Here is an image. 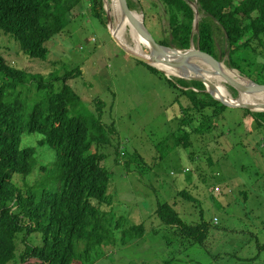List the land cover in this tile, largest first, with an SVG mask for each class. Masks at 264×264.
I'll list each match as a JSON object with an SVG mask.
<instances>
[{"label":"rangeland","instance_id":"1","mask_svg":"<svg viewBox=\"0 0 264 264\" xmlns=\"http://www.w3.org/2000/svg\"><path fill=\"white\" fill-rule=\"evenodd\" d=\"M130 1L139 19L144 17L142 6L150 5L155 12L162 13V7H156L161 5L158 0H144V4ZM103 3L107 26L92 16L85 1L73 12L65 32L47 44V61L31 59L19 43L0 33V55L9 65L56 79L55 92L60 91L67 73L80 69L81 75L68 84L85 104L84 118L93 122L100 107L103 123L114 125L118 132L112 138L113 144L102 150L106 155L102 165L111 175L108 194L112 197L111 207L104 209L118 240L115 247L101 249L91 264H264L263 129L242 109H229L220 114L212 133H193L188 150L179 148L163 156L158 148L168 140L172 145L174 136H183L180 129L195 128L199 115L192 111L188 115V119H193L192 125L182 124L186 116L176 101L175 91L164 78L139 64L115 42L111 31L112 0ZM192 7L196 14L194 35L198 36L199 22L205 15L199 11L198 0ZM162 22L168 27V21ZM125 41L131 47L128 34ZM217 42L226 53L223 66L234 70L229 66L226 37L218 33ZM193 46L199 49L196 40ZM145 49L148 55L149 50ZM239 74L240 79L249 80ZM166 76L174 81H192ZM225 87L233 99H239L236 89L227 83ZM39 95L44 97L35 88L24 96L23 108L33 105ZM182 104L187 107L189 101L182 98ZM42 138L25 135L23 143L36 146ZM116 146H120L125 158H117ZM40 154L41 165L55 162L54 152L47 147L40 149ZM130 159L134 163H129ZM41 175L38 168L29 178L17 176L15 183L26 191ZM183 192L191 200L181 195ZM164 203L173 206L189 225H212L203 246L192 245L162 223L156 212ZM141 225L146 229L142 239L127 245L121 242L123 230ZM24 240L25 235L17 240L18 260L25 250ZM31 240L34 245H41L42 235H32Z\"/></svg>","mask_w":264,"mask_h":264},{"label":"trees","instance_id":"2","mask_svg":"<svg viewBox=\"0 0 264 264\" xmlns=\"http://www.w3.org/2000/svg\"><path fill=\"white\" fill-rule=\"evenodd\" d=\"M85 1L92 16L107 26L103 0H0V33L19 43L31 59L47 61V44L65 32L73 12ZM158 1L161 5L156 7H162V13L150 5L142 6L145 25L158 44L184 51L196 40L202 52L222 63L226 53L217 42L221 33L229 45V66L264 84V0H198L199 11L205 15L199 22L198 36L194 35L195 0ZM139 2L144 4V0ZM128 3L133 10L130 0ZM137 62L164 78L175 91L186 116L182 124L192 125L193 119H188L192 111L199 115L195 128L180 129L183 136H174L172 145L168 140L158 148L163 156L179 148L188 150L193 133H212L220 114L232 109L207 93L199 81H174L158 69ZM80 75V69L67 73L60 91L55 92L56 79L16 69L0 55V264H91L101 249L116 246L118 239L104 209L111 207L112 197L108 194L111 175L102 165L106 159L102 150L113 144L118 132L114 125L103 123L100 107L93 122L84 118L85 104L68 84ZM35 88L44 97L39 95L25 110L22 99ZM182 98L189 101L187 107ZM242 110L264 131V113ZM25 135L43 138L36 146H25ZM44 147L55 155L50 166L40 163V149ZM115 154L117 158L126 156L120 146L115 147ZM128 162L134 163L132 159ZM38 168L40 179L23 191L15 178H29ZM181 195L192 198L184 192ZM156 214L192 245L206 243L212 225H189L167 203L160 204ZM35 234L42 235L41 245L31 242ZM145 234V226L132 227L122 231L120 240L127 245ZM21 235H25V250L18 260L17 240Z\"/></svg>","mask_w":264,"mask_h":264},{"label":"water","instance_id":"3","mask_svg":"<svg viewBox=\"0 0 264 264\" xmlns=\"http://www.w3.org/2000/svg\"><path fill=\"white\" fill-rule=\"evenodd\" d=\"M119 8L121 10L122 19H129L136 26L141 38L146 41L149 46V55H140L137 52L131 50L127 46L120 42L119 38L113 35V39L117 42L134 60H137L143 64L152 66L165 75L167 73L164 70L158 68L157 65H163L170 68H180L190 71L194 74L192 81H199L203 83L207 88V93L211 94L216 100L223 105L232 109H244L249 111L259 110L264 112V105L255 106L254 104H246L236 102L234 100L218 97L216 94H220L219 89L209 80L211 77L220 76L227 84L236 89L239 94H264V85L249 81L243 83L237 81L223 72V64L214 58L212 55L202 52L200 49H196L192 46L189 50H177L171 49L158 44L152 37L151 33L147 29L144 17L140 16V19L135 16V12L130 8L128 0H118ZM109 20L111 18L109 17ZM161 49H166L172 54H163ZM185 79V78H184Z\"/></svg>","mask_w":264,"mask_h":264},{"label":"bare ground","instance_id":"4","mask_svg":"<svg viewBox=\"0 0 264 264\" xmlns=\"http://www.w3.org/2000/svg\"><path fill=\"white\" fill-rule=\"evenodd\" d=\"M112 7H113V12L111 13V15L114 19V22L111 26L112 34L115 35L117 38H119L120 42H122L123 45L127 46L131 50L137 52L140 55H147L144 52V48L146 47V49H149L148 44L146 43V41H144L141 38L137 28L135 26L133 27L129 23V21H131V20H129V19L123 20L122 19V14H121V10L119 8L118 0H112ZM127 34L129 35V37L131 38V41H132L131 47L128 46V44L125 41V39L127 38ZM161 52L163 54H167V53L172 54V52H170L166 49H161ZM155 66H157L161 70H164L167 73V75H169L170 77L174 76V77H178V78L183 77V78L189 79V78H192L194 76L193 73H191L190 71L185 70V69L170 68V67H166L163 65H157V64ZM223 72L225 74H227L228 76H230L231 78H233L237 81L243 82L245 84H246V82L249 81V80L245 81L244 79L243 80L240 79V74L238 71L232 70V69L229 70V69L225 68V66H223ZM209 80L219 89L220 94H216L218 97L234 100V101L240 102V103L254 104L255 106L264 105V94L263 93H261V94H239V99L236 100V99H233L229 95V93L225 87L226 81L222 77L215 76V77L209 78Z\"/></svg>","mask_w":264,"mask_h":264}]
</instances>
